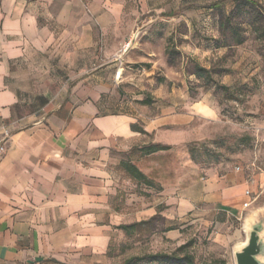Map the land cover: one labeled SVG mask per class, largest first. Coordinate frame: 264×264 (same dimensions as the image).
Returning a JSON list of instances; mask_svg holds the SVG:
<instances>
[{
    "label": "crops",
    "instance_id": "crops-1",
    "mask_svg": "<svg viewBox=\"0 0 264 264\" xmlns=\"http://www.w3.org/2000/svg\"><path fill=\"white\" fill-rule=\"evenodd\" d=\"M149 5L0 0V264H113L122 227L148 222L161 203L165 238L185 245L193 227L213 259L236 264L256 225L264 244V173L216 166L190 183L185 173L159 203L129 195L124 206L134 210L119 213L122 192L140 183L126 164L162 187L170 170V149L141 151L151 134V145L171 144L164 115L140 126L134 115L103 112L119 69L109 60L131 52ZM60 84L64 93L54 91Z\"/></svg>",
    "mask_w": 264,
    "mask_h": 264
},
{
    "label": "rangeland",
    "instance_id": "rangeland-1",
    "mask_svg": "<svg viewBox=\"0 0 264 264\" xmlns=\"http://www.w3.org/2000/svg\"><path fill=\"white\" fill-rule=\"evenodd\" d=\"M146 16L128 41L131 52L109 60L117 59L119 69L103 112L134 115L140 126L164 115L170 170L164 187L154 181L126 188L124 215L134 210L124 206L129 195L159 203L185 173L188 183L216 166L264 173V0H152ZM145 139L151 145L154 135ZM164 209L157 204L153 218L115 242L113 264L157 253L174 255L156 259L159 264H182L177 259L184 253L199 263L213 259L193 227L186 249L178 237L165 238Z\"/></svg>",
    "mask_w": 264,
    "mask_h": 264
},
{
    "label": "trees",
    "instance_id": "trees-1",
    "mask_svg": "<svg viewBox=\"0 0 264 264\" xmlns=\"http://www.w3.org/2000/svg\"><path fill=\"white\" fill-rule=\"evenodd\" d=\"M133 129L140 132L144 133L143 130L137 126H133ZM169 149L168 146H162V145H149L141 148V151L144 154H152L155 152L163 151ZM125 170L137 181L143 182L146 185H151V182L148 181L142 174L141 172L131 164H126ZM144 224V223H143ZM146 224V223H145ZM140 224H134V225H129V226H123V230L128 234L130 233L129 230L135 229L139 227ZM188 247V243L183 245V249H186ZM161 258V259H171L174 258V255H167L163 253H157V254H147L143 255L140 257H130L126 260H124L121 264H159L156 262V259ZM179 262L182 264H226L225 261L221 259H211L209 261H203V262H197L194 256L191 253H184L182 257L177 259Z\"/></svg>",
    "mask_w": 264,
    "mask_h": 264
},
{
    "label": "water",
    "instance_id": "water-1",
    "mask_svg": "<svg viewBox=\"0 0 264 264\" xmlns=\"http://www.w3.org/2000/svg\"><path fill=\"white\" fill-rule=\"evenodd\" d=\"M260 230L259 225L252 228L246 246L235 254L236 264H263L256 260L257 256H264V244L259 239Z\"/></svg>",
    "mask_w": 264,
    "mask_h": 264
},
{
    "label": "built area",
    "instance_id": "built-area-1",
    "mask_svg": "<svg viewBox=\"0 0 264 264\" xmlns=\"http://www.w3.org/2000/svg\"><path fill=\"white\" fill-rule=\"evenodd\" d=\"M6 144H5V142H1L0 143V159H1V157L5 154V152H6ZM244 206H246V204H244Z\"/></svg>",
    "mask_w": 264,
    "mask_h": 264
}]
</instances>
